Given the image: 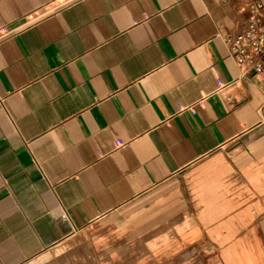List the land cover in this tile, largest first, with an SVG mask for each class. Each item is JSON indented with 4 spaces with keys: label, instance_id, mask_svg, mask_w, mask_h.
Listing matches in <instances>:
<instances>
[{
    "label": "crops",
    "instance_id": "crops-1",
    "mask_svg": "<svg viewBox=\"0 0 264 264\" xmlns=\"http://www.w3.org/2000/svg\"><path fill=\"white\" fill-rule=\"evenodd\" d=\"M253 1L0 0V264H264Z\"/></svg>",
    "mask_w": 264,
    "mask_h": 264
},
{
    "label": "built area",
    "instance_id": "built-area-1",
    "mask_svg": "<svg viewBox=\"0 0 264 264\" xmlns=\"http://www.w3.org/2000/svg\"><path fill=\"white\" fill-rule=\"evenodd\" d=\"M231 58L242 75L264 79V4L254 0L244 24L225 37Z\"/></svg>",
    "mask_w": 264,
    "mask_h": 264
}]
</instances>
